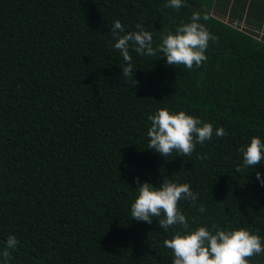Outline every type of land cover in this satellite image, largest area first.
Returning <instances> with one entry per match:
<instances>
[{"label": "trees", "instance_id": "1", "mask_svg": "<svg viewBox=\"0 0 264 264\" xmlns=\"http://www.w3.org/2000/svg\"><path fill=\"white\" fill-rule=\"evenodd\" d=\"M0 0V248L10 264H172L168 231L131 219L134 177L188 183L189 230L245 228L264 243V162L237 172L239 151L264 142V0ZM199 13L209 41L199 68L132 52L122 82L115 20L161 37ZM207 19H204V18ZM184 111L228 133L191 156L147 147L148 116ZM206 157V158H198ZM203 206L205 211L199 212ZM264 264V254L250 258Z\"/></svg>", "mask_w": 264, "mask_h": 264}, {"label": "clouds", "instance_id": "2", "mask_svg": "<svg viewBox=\"0 0 264 264\" xmlns=\"http://www.w3.org/2000/svg\"><path fill=\"white\" fill-rule=\"evenodd\" d=\"M166 8L179 9L183 0H168ZM204 19H207L206 17ZM199 13H193L191 21L182 23L173 31L161 37V43L153 47V34L136 24V31H125V25L119 20L113 22L111 34L114 40L112 47L119 51L123 64L122 82L129 83L133 88L138 84L133 73L137 66L133 64L132 52L140 56L163 57L169 66L183 65L187 69L199 68L207 60L205 52L209 41L217 42L213 35L202 23ZM151 125L147 130L148 149L163 157H172L173 153L191 156L197 143L204 144L213 135L223 138L228 135L223 127L213 128L211 123L202 122L184 111L170 112L167 108L158 109L149 115ZM239 151L243 162L237 165V172H248L264 162V142L258 137H252L250 142ZM206 158V157H198ZM256 179L264 186L260 172ZM137 183V195L131 204V219L151 224L153 218L158 226L165 231L170 228L178 230L163 244L172 251V264H250V258L264 254L262 238L245 228L221 229L213 225V230L199 226L189 230L186 216L178 204L181 200L197 201L198 194L191 190L188 183L177 184L162 180L158 187L147 181ZM199 212L205 211L201 206ZM15 235H9L4 247L0 248V264H10L11 250L19 244Z\"/></svg>", "mask_w": 264, "mask_h": 264}]
</instances>
